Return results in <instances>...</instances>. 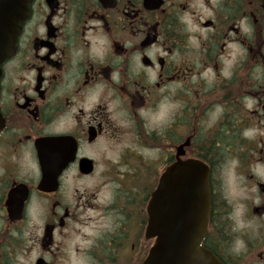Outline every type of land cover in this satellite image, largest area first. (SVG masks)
<instances>
[{
  "label": "flooded vegetation",
  "instance_id": "obj_1",
  "mask_svg": "<svg viewBox=\"0 0 264 264\" xmlns=\"http://www.w3.org/2000/svg\"><path fill=\"white\" fill-rule=\"evenodd\" d=\"M187 160L200 246L264 264V0H32L0 62V264H142Z\"/></svg>",
  "mask_w": 264,
  "mask_h": 264
},
{
  "label": "water",
  "instance_id": "obj_2",
  "mask_svg": "<svg viewBox=\"0 0 264 264\" xmlns=\"http://www.w3.org/2000/svg\"><path fill=\"white\" fill-rule=\"evenodd\" d=\"M31 0H0V62L15 52ZM209 213L207 168L188 160L161 176L147 207L146 236L155 239L143 264H221L200 247Z\"/></svg>",
  "mask_w": 264,
  "mask_h": 264
}]
</instances>
